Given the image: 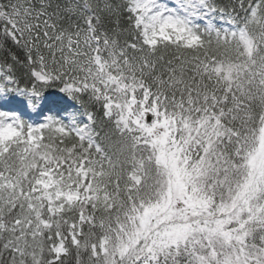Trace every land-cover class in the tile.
<instances>
[{"label": "snow or ice", "instance_id": "1", "mask_svg": "<svg viewBox=\"0 0 264 264\" xmlns=\"http://www.w3.org/2000/svg\"><path fill=\"white\" fill-rule=\"evenodd\" d=\"M0 264H264V0H0Z\"/></svg>", "mask_w": 264, "mask_h": 264}]
</instances>
